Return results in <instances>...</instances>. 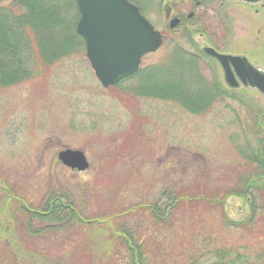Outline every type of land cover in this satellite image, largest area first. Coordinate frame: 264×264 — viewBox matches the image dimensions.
Returning <instances> with one entry per match:
<instances>
[{"label":"rangeland","instance_id":"rangeland-1","mask_svg":"<svg viewBox=\"0 0 264 264\" xmlns=\"http://www.w3.org/2000/svg\"><path fill=\"white\" fill-rule=\"evenodd\" d=\"M13 1L0 0V10ZM130 1L167 37L162 48L143 57L142 69L162 64L177 48L192 53L195 46L205 47L207 41L194 33V23L169 31L166 6L183 15L185 0ZM59 2L68 7L65 17L75 19L72 0ZM184 36H194L193 41ZM45 70L34 66L29 81L0 87V173L8 189L17 184L37 201L44 199L51 180L56 183L64 176L87 186L92 209L101 213L112 212L114 205L121 210L146 203L161 207L172 194L199 193L206 181L234 185L226 177L242 163L239 149L247 141L257 143L251 129L264 110V98L256 92L227 90L208 112L193 114L171 101L137 97L132 78L104 87L84 41L73 55ZM201 70L207 79L214 78L208 66L202 64ZM216 74L223 82L224 76ZM66 149L84 151L91 168L77 172L62 165L58 154ZM94 188H100L97 194ZM6 209L9 202L0 191V264H57L14 251L9 229L1 235ZM224 211L234 221L252 213L246 201L235 196L226 200ZM194 213L179 215L174 229L157 230L148 238L151 264H179L222 238H241V232L223 225L220 212Z\"/></svg>","mask_w":264,"mask_h":264},{"label":"trees","instance_id":"trees-1","mask_svg":"<svg viewBox=\"0 0 264 264\" xmlns=\"http://www.w3.org/2000/svg\"><path fill=\"white\" fill-rule=\"evenodd\" d=\"M72 2L76 17L70 20L65 17L68 7L59 0H14L0 10V87L27 82L34 66L47 71L76 52L83 39L76 31L79 10ZM184 38L191 43V36ZM202 58L177 48L162 64L130 78L137 82L134 95L171 101L193 114L208 112L218 98L226 97L227 89L218 78L204 77ZM253 125L257 143L247 141L239 149L242 163L226 177L234 185L206 181L199 193L172 194L161 207L146 203L121 210L114 205L112 212L101 213L92 209L87 186L64 176L56 183L51 180L44 199L37 201L17 184L8 189L0 173V191L9 202L1 235L9 229L16 253L57 264H151L146 246L153 233L174 229L179 215L220 212L223 225L241 232V238H222L179 264H264V110ZM99 189L94 188L96 194ZM232 196L246 201L250 216L234 221L225 214V202Z\"/></svg>","mask_w":264,"mask_h":264},{"label":"water","instance_id":"water-1","mask_svg":"<svg viewBox=\"0 0 264 264\" xmlns=\"http://www.w3.org/2000/svg\"><path fill=\"white\" fill-rule=\"evenodd\" d=\"M76 2L81 14L77 32L86 42L87 57L104 87L115 86L136 74L140 70L142 58L162 47L164 40L161 33L129 0ZM167 15H170L168 9ZM178 23L179 20L174 19L171 28H176ZM205 52L219 60L230 87L238 88L242 83L264 94V73L253 67L247 59L222 55L211 48H206ZM59 160L72 170L84 172L91 168L82 150H63Z\"/></svg>","mask_w":264,"mask_h":264},{"label":"flooded vegetation","instance_id":"flooded-vegetation-1","mask_svg":"<svg viewBox=\"0 0 264 264\" xmlns=\"http://www.w3.org/2000/svg\"><path fill=\"white\" fill-rule=\"evenodd\" d=\"M185 3L187 6L183 15H177L175 8L168 4L170 15L166 21L171 25L173 19L178 18V27L187 21L195 24L194 33L207 41L205 47L197 51L199 54L202 52L204 58L212 60L215 72L224 76L219 61L205 54L206 47L222 55L247 59L264 73V0H185ZM169 31L176 32L171 29ZM240 89L256 92L264 98L263 94L253 88Z\"/></svg>","mask_w":264,"mask_h":264}]
</instances>
